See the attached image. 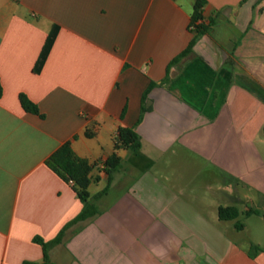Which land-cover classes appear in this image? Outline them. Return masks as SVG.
<instances>
[{"label":"crops","instance_id":"obj_1","mask_svg":"<svg viewBox=\"0 0 264 264\" xmlns=\"http://www.w3.org/2000/svg\"><path fill=\"white\" fill-rule=\"evenodd\" d=\"M196 1L0 0V264H264L252 250L264 241L219 218L264 211V0H206L215 25L172 64L195 37ZM121 128L141 151H117L99 213L46 263L34 239L54 240L84 208L48 159L71 142L95 164V196Z\"/></svg>","mask_w":264,"mask_h":264},{"label":"trees","instance_id":"obj_2","mask_svg":"<svg viewBox=\"0 0 264 264\" xmlns=\"http://www.w3.org/2000/svg\"><path fill=\"white\" fill-rule=\"evenodd\" d=\"M206 5V0H197L194 6V11L191 19V26L195 32L194 39L190 42L189 46L173 61L172 64L179 62L184 57L188 56L195 44L198 37L209 34L215 25V21L210 19L208 22L204 21V6ZM59 31L58 26H53L46 43L40 53V56L35 65V71L40 72L46 63V60L50 54V51L54 45L57 34ZM3 94V88L0 81V98ZM147 97V93L144 97ZM20 103L23 109L31 114L39 115L44 117L38 108V106L32 102L29 97L25 94H20ZM143 108V113L145 112ZM264 132V128H263ZM87 136L91 137L92 133L87 132ZM120 149H127L131 153H139L142 149V140L140 135L137 133L135 128H121L119 130L118 136L116 137L114 145V153H112L104 163V172L107 176V187L99 194L92 196L89 192V186L91 184V172L95 168V164L89 162L87 159L79 157L72 148L71 142H67L60 147L47 161V165L54 171L60 178H62L67 183H72L76 193L79 195L80 199L84 203V208L81 213L64 229L59 233V235L52 241L46 242L43 239L36 237L34 242L41 245L44 251L45 262L49 263L48 251L55 245H58L64 239L68 229L76 224L85 222L99 213V207L97 201L102 196L106 195L111 187L114 174L119 171L123 166V160L118 155L117 151ZM262 215L264 218V211H258L256 209H250L245 212L246 216L250 215ZM241 212L236 207H221L219 210V218L223 221L235 220L236 228L242 230L244 224L240 221ZM252 250L254 252L264 251V248L258 246H253ZM31 264V263H24Z\"/></svg>","mask_w":264,"mask_h":264},{"label":"rangeland","instance_id":"obj_3","mask_svg":"<svg viewBox=\"0 0 264 264\" xmlns=\"http://www.w3.org/2000/svg\"><path fill=\"white\" fill-rule=\"evenodd\" d=\"M239 219L244 224V227L247 225L249 232L246 235L248 237L254 236L257 237L258 240L264 241V221L255 216L251 219H247V216L243 214H241Z\"/></svg>","mask_w":264,"mask_h":264}]
</instances>
